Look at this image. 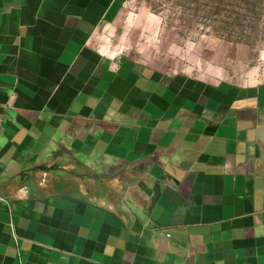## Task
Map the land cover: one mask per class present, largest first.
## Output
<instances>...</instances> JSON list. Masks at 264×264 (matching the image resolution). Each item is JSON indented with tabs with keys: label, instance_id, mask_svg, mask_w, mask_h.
I'll use <instances>...</instances> for the list:
<instances>
[{
	"label": "crops",
	"instance_id": "0c3cea01",
	"mask_svg": "<svg viewBox=\"0 0 264 264\" xmlns=\"http://www.w3.org/2000/svg\"><path fill=\"white\" fill-rule=\"evenodd\" d=\"M121 2L0 0V264H264V81L109 57Z\"/></svg>",
	"mask_w": 264,
	"mask_h": 264
},
{
	"label": "rangeland",
	"instance_id": "374dc122",
	"mask_svg": "<svg viewBox=\"0 0 264 264\" xmlns=\"http://www.w3.org/2000/svg\"><path fill=\"white\" fill-rule=\"evenodd\" d=\"M100 37L178 80L264 81V0H122Z\"/></svg>",
	"mask_w": 264,
	"mask_h": 264
},
{
	"label": "water",
	"instance_id": "95a60500",
	"mask_svg": "<svg viewBox=\"0 0 264 264\" xmlns=\"http://www.w3.org/2000/svg\"><path fill=\"white\" fill-rule=\"evenodd\" d=\"M139 186H140L142 189L147 190V186H146V184H145L144 182H141V183L139 184Z\"/></svg>",
	"mask_w": 264,
	"mask_h": 264
},
{
	"label": "built area",
	"instance_id": "2783aa9c",
	"mask_svg": "<svg viewBox=\"0 0 264 264\" xmlns=\"http://www.w3.org/2000/svg\"><path fill=\"white\" fill-rule=\"evenodd\" d=\"M0 123H1V119H0ZM2 133V128H1V124H0V134ZM127 171L126 170H121V174H123V173H126ZM24 195H22V197H23Z\"/></svg>",
	"mask_w": 264,
	"mask_h": 264
}]
</instances>
